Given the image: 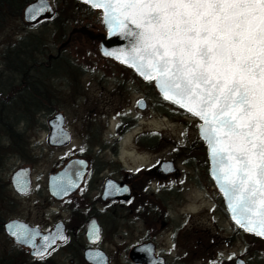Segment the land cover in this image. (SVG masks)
Segmentation results:
<instances>
[{"label": "flooded vegetation", "instance_id": "obj_1", "mask_svg": "<svg viewBox=\"0 0 264 264\" xmlns=\"http://www.w3.org/2000/svg\"><path fill=\"white\" fill-rule=\"evenodd\" d=\"M75 2L86 14V23L95 20L94 25H83L81 28L82 31H89V43L94 44L95 51L89 54L96 55L99 63L104 65L93 71L99 77L97 84L103 90L109 88L114 94L122 89L126 94L130 92L136 95L132 102L134 116L117 114L109 133L110 137H117L118 142L137 125L136 113L140 115L148 110L153 84L142 80L130 68L99 53L98 45L105 37L101 13L83 3ZM43 21L47 20H39L33 25ZM82 31L78 30V32ZM71 33H73L72 30L67 33L64 41L59 43L54 55L47 56L46 64L41 66L43 70L49 69L51 61L61 57V50L69 43ZM27 70L29 69H1L0 76H5L3 77L5 85H0L1 113L9 105H22L23 92L18 93L24 88H30L31 85L41 95L46 96L44 87L40 85L44 84V78L41 79L38 75L36 78L24 79L23 76ZM43 70L40 71L43 72ZM19 74L21 76L19 86L15 87L14 82L17 81L16 77ZM86 75H89V72ZM3 90H8L7 94L2 95ZM28 98L30 96L26 99ZM141 101L142 109L138 105ZM157 102L185 116V113L162 101L159 96ZM93 113L94 108L88 106L86 116ZM186 117L195 122L197 136L199 121L189 115ZM64 124L63 118V128ZM86 128H83L82 136L89 139L88 147L82 149L81 155L74 151V155L60 167H55L45 174L44 183L39 187H34L32 171L28 167L16 168L10 173L8 182L0 179V192L3 188L9 189L14 199H25L31 195L37 198L36 194H38V201L34 206L36 217L33 222L28 223L21 219L0 220V233L7 244L0 253L5 264H264V240L237 228L225 212L223 218L228 227L224 230L214 227L200 228L191 224L185 226L183 218L173 217L176 214L167 210L166 196L160 194L164 188L162 184L177 173V164L174 163V159H157L152 166L144 164L124 166L116 152L118 148L113 147L115 144L112 145L110 141L104 142L101 137L97 140L96 136L102 134L103 130L94 133ZM64 130L67 131L65 128ZM145 132L140 130L131 136L138 142L139 138L147 136ZM67 134L69 141L66 145L49 146L46 143L47 135H49L47 128L45 144L48 149L70 148L74 144V135L70 131H67ZM2 139H0V165L7 151L18 153L23 150L21 144L10 147V143L8 149L2 147ZM146 144L150 145L148 142ZM194 152L198 153V158H194ZM176 154L185 157V164L189 167L202 170L204 176L212 183L208 176V163L202 143L194 147L183 146L177 150ZM73 159L80 160L84 169L81 181L75 188H68L66 193L55 189L53 194H50L48 178L57 174L68 161ZM165 162H171V166L161 167ZM19 169H28L29 186L24 194L15 192L10 184L12 174ZM73 174L75 175V172ZM73 174L71 173L70 176ZM40 198L41 201H39ZM177 215L184 214L177 213ZM10 221L21 222L33 229L36 235L31 241V248L14 243L13 239L7 235L4 225ZM96 230L99 231L100 239L93 242V232ZM59 235L66 239L58 238L52 246L54 250L49 249L50 254L43 258L30 255V252L43 246L42 237H48L51 240L52 237ZM97 256L101 257V260H95L94 257Z\"/></svg>", "mask_w": 264, "mask_h": 264}, {"label": "snow or ice", "instance_id": "obj_2", "mask_svg": "<svg viewBox=\"0 0 264 264\" xmlns=\"http://www.w3.org/2000/svg\"><path fill=\"white\" fill-rule=\"evenodd\" d=\"M83 3L102 12L110 33L131 38L129 50L105 54L154 82L165 101L202 122L198 128L210 150L211 175L233 221L264 238V0ZM47 10L41 5L30 18ZM74 186L61 185L60 191ZM11 227L19 242L35 239L25 226ZM58 238L66 239L42 237L44 244L33 255L50 254ZM99 239L96 230L93 242Z\"/></svg>", "mask_w": 264, "mask_h": 264}, {"label": "rangeland", "instance_id": "obj_3", "mask_svg": "<svg viewBox=\"0 0 264 264\" xmlns=\"http://www.w3.org/2000/svg\"><path fill=\"white\" fill-rule=\"evenodd\" d=\"M46 1L54 12L53 18L35 25H25L19 15L8 17L0 25V71L4 68H15L11 65L16 55L25 65L23 70L29 69L23 78L31 79L40 75L41 79L44 78V84L40 85L46 92L41 109L36 110L26 123L21 122L14 126V130L21 133L23 150L18 153L7 151L1 161L0 179L8 182L10 173L16 168L28 167L32 171L34 187H39L44 183L45 174L60 167L75 152L81 155L82 149L88 147L89 139L82 136L83 128L87 125L86 130L90 132L103 130L102 134L96 136L97 140L101 137L102 141L115 144L113 147L118 148L116 152L124 166H152L157 159H174L177 173L162 184L164 188L160 194L166 196L167 210L176 214L173 217L183 218L185 226L191 224L200 228L226 229L228 226L223 218L225 211L218 192L202 170L189 167L185 164V157L176 154L183 146L201 145L196 136L195 122L190 121L187 114L181 116L171 107L159 104L152 87L149 108L140 115L136 113L138 120L133 130L118 142L117 137H110L117 114L134 116L132 102L136 95L130 92L126 94L122 89L114 94L109 88L103 90L97 84L99 77L93 71L104 65L99 63L96 55L89 54L95 51L94 44L89 43V31H82L81 28L83 25H94L95 20L89 21L91 24L86 23V14L74 0ZM70 30L73 33L66 48L61 50V57L51 61L49 69L43 70L41 66L46 64L47 56L55 54L56 47L64 41ZM21 48L26 55L19 53ZM88 72L89 75H86ZM20 74L14 82L15 87L19 86ZM3 77L5 76H0V85H5ZM7 91L3 90L2 95L7 94ZM88 106L94 108V113L86 116ZM56 113L63 116L64 128L74 135V144L67 150L48 149L45 144L46 122ZM140 130L146 131L147 136L136 142L131 135ZM146 142L150 145H145ZM1 145L8 149L10 141L3 138ZM193 154L194 158H198V153ZM36 195L38 198V194ZM37 198L31 195L25 199H14L9 189L3 188L0 192V220L21 219L28 223L33 222L36 217L34 206ZM177 213L184 215L178 216ZM5 245L7 244L0 233V253L6 248Z\"/></svg>", "mask_w": 264, "mask_h": 264}, {"label": "water", "instance_id": "obj_4", "mask_svg": "<svg viewBox=\"0 0 264 264\" xmlns=\"http://www.w3.org/2000/svg\"><path fill=\"white\" fill-rule=\"evenodd\" d=\"M77 1L83 3V0H77ZM41 5L46 6L48 10L44 11L40 16H38L36 18H30L32 11L34 9L40 7ZM85 5H87V4H85ZM87 6H89V5H87ZM100 13H101L102 26H103L104 31H105V37L100 41V43L98 45L99 53L103 56L111 58L112 60L116 61L117 63H119L125 67L130 68L134 74H136L138 77H140L142 80H144L143 77L140 76L139 73H137V71L134 68L129 67L125 63H121L114 56H109V55L105 54L107 52L119 54V53H121L122 50H125V51L129 50L132 41H131V38H126L125 36H123L119 33H115V34L110 33L108 26L104 22L102 12L100 11ZM52 15H53V10L46 0H33L32 2H30L29 4H27L23 7V9L21 11V20L24 24L32 25L41 19H49L52 17ZM152 84H153V87H154L155 91L157 92L159 98L162 101L169 103V104L173 105L174 107L178 108L179 110H181L182 112L192 116L191 114L187 113L184 109L179 108L177 105H175L169 101H165L162 98V94L160 93V91L155 86V83L152 82ZM139 108L142 109V106ZM192 117L199 121L198 125H200L202 123L198 118H196L194 116H192ZM46 125H47L48 132H49V135H47L46 143L49 146H64L67 144V142L69 141V136L67 134V131H65L63 128V116L60 113H56L51 118H49L46 122ZM197 136H198L199 140L202 142L203 146L205 147L206 159H207V163H208V176H209L210 180L212 181L213 186L215 187L216 191L218 192V194L222 200V205H223L224 211L228 215V218L231 221V223L234 224L237 228H239L243 232H245L242 228L238 227L235 224V222L233 221L232 213H231V210L228 208V204H227V201L224 197V194L219 190L215 180L213 179V177L211 175V171H212L213 166H212V162L209 158V151L210 150H209L206 142L201 138V134H200L198 126H197ZM165 166H168V168H169L171 166V162H165L161 165V167H165ZM168 170H170V169H168ZM83 171H84V169L81 165L80 160L73 159L71 161H68L66 163V165L57 174L52 175L48 178L47 185H48L49 193L53 194V191L55 189L60 191V186L63 185L66 187V184H68V183H72L75 185L74 187H71V189L75 188L79 184V182L81 181ZM74 172H75V175L73 174ZM71 173L73 174L72 176H70ZM10 184H11V186L15 192L22 193V194L26 193L28 190V186H29L28 169H19V170L15 171L11 176ZM20 189H22V190H20ZM16 224L23 225L27 229H29L30 231L33 232L32 228H29L28 226H26L25 224H23L21 222L10 221L4 225V229L6 230L7 235L13 239L14 243L19 244V245L24 246V247L31 248V241H29L28 243H22V242H19L16 237L11 235V232H12L11 226L16 225ZM246 233H248V232H246ZM249 234H251V233H249ZM252 235H254V234H252ZM254 236H256V235H254ZM257 237H259V236H257ZM259 238L264 240V238H262V237H259ZM30 255L34 256L33 252H30Z\"/></svg>", "mask_w": 264, "mask_h": 264}, {"label": "trees", "instance_id": "obj_5", "mask_svg": "<svg viewBox=\"0 0 264 264\" xmlns=\"http://www.w3.org/2000/svg\"><path fill=\"white\" fill-rule=\"evenodd\" d=\"M32 1L33 0H0V25L8 17H17L21 15L23 7ZM19 53H23L22 48L19 50ZM26 54L27 53L24 52L22 55ZM14 58V62L11 66L20 70L24 69L25 65L23 64V61L16 55ZM17 61H20L21 63L19 64ZM22 92V105H9L3 113H1L0 109V139L7 138L11 143L10 147H16L21 144V133L14 130V126L17 123H26L36 110L41 109L43 105L41 103L44 102V99H46V96L44 94L41 95V93L38 92L37 89L33 88L32 85L30 88L28 87L22 89V91H19L18 94ZM29 96L30 98L26 99ZM4 262V258L0 256V264H5Z\"/></svg>", "mask_w": 264, "mask_h": 264}]
</instances>
